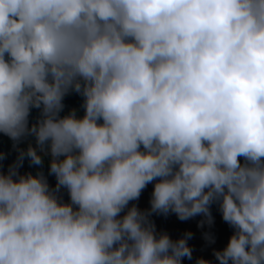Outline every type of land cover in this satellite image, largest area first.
I'll use <instances>...</instances> for the list:
<instances>
[{
	"label": "clouds",
	"instance_id": "obj_1",
	"mask_svg": "<svg viewBox=\"0 0 264 264\" xmlns=\"http://www.w3.org/2000/svg\"><path fill=\"white\" fill-rule=\"evenodd\" d=\"M0 133V264H182L151 217L213 205L218 264H264V0H0Z\"/></svg>",
	"mask_w": 264,
	"mask_h": 264
},
{
	"label": "rangeland",
	"instance_id": "obj_2",
	"mask_svg": "<svg viewBox=\"0 0 264 264\" xmlns=\"http://www.w3.org/2000/svg\"><path fill=\"white\" fill-rule=\"evenodd\" d=\"M82 98L77 95L73 108L79 109V114L83 115V109L80 107L82 104ZM72 108V109H73ZM0 133V139L2 138ZM31 138H29L30 140ZM0 153L5 154V159L0 161V171L7 172L8 166L13 164L17 158L16 150H5L0 146ZM47 157L45 158V164L43 165V172L47 176L50 186L55 187L56 179L54 176L48 175V163ZM37 166H30L29 161L25 159L23 166L20 168V173L32 172L35 174ZM153 191V184H148L142 191V194L138 201L130 202L138 205L141 210L148 209L150 207L149 200ZM60 195L63 196L65 202L68 201V195L66 190H61ZM211 214L214 218V223L209 226L205 224L203 227H198L199 222L203 219L201 216H197L187 221H180L175 214H169L167 217L153 215L151 219L154 221L158 232H167L173 240L182 238L186 232H191L192 239L188 241L189 246L192 248V258H184L182 264H196V261L200 258L212 261V264H218L213 252L222 251L228 244L230 236L233 234L232 229L222 220L221 214L218 211L216 205L211 207ZM123 215V213L121 214ZM205 233H211L215 237V243L209 244L204 239Z\"/></svg>",
	"mask_w": 264,
	"mask_h": 264
},
{
	"label": "trees",
	"instance_id": "obj_3",
	"mask_svg": "<svg viewBox=\"0 0 264 264\" xmlns=\"http://www.w3.org/2000/svg\"><path fill=\"white\" fill-rule=\"evenodd\" d=\"M76 96H77V94L72 93V94H70V95H68V96L65 97V99L63 101L64 104H65V111L61 115L67 114L73 108L72 106H73V102H74ZM38 115H39L38 110L33 109L32 110V114H31V117H30V122H34L35 119L38 117ZM0 146H2V148H4L5 150H7V148H8V150H15L13 148V141H11L5 135H2V138L0 139ZM27 146H28V141L27 140L24 141V142H22L19 145V147L20 148H23V149H26Z\"/></svg>",
	"mask_w": 264,
	"mask_h": 264
}]
</instances>
